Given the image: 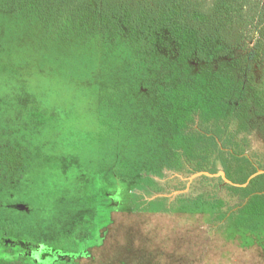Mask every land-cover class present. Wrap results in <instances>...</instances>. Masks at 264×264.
<instances>
[{"label": "trees", "instance_id": "obj_1", "mask_svg": "<svg viewBox=\"0 0 264 264\" xmlns=\"http://www.w3.org/2000/svg\"><path fill=\"white\" fill-rule=\"evenodd\" d=\"M23 33L35 46L22 43L19 58L5 41ZM1 41L0 202L33 165L59 154L96 172L109 163L136 179L137 198L152 196L166 171H224L231 183L201 174L192 194L139 199L137 209L202 215L227 239L264 252V173L241 185L264 170V0H0ZM56 51L74 58L62 62ZM30 53L35 77L79 85L71 107L83 115L71 129L52 104L33 100L37 80L19 84ZM256 135L263 148L253 147Z\"/></svg>", "mask_w": 264, "mask_h": 264}, {"label": "rangeland", "instance_id": "obj_2", "mask_svg": "<svg viewBox=\"0 0 264 264\" xmlns=\"http://www.w3.org/2000/svg\"><path fill=\"white\" fill-rule=\"evenodd\" d=\"M1 23L4 27L5 23ZM16 30L19 32L18 28ZM10 38L6 39L5 45L11 43L15 46L14 52L19 54L15 57L20 58L18 50L22 43L32 49L35 46V38L31 33L17 35L15 44ZM61 49L66 51L64 47ZM30 55L26 71L16 72L19 84L25 86L26 83L37 80L30 89L33 100L52 104L56 110L55 117H62L63 126L71 129V118L83 115L81 106L75 107L78 111L71 107V93H76L74 86L79 85L74 84V81H53L52 74L47 73L35 77L40 68L35 65L36 55ZM57 55L62 62L74 58L73 53H69L65 59L59 51L55 52V56ZM125 59L126 57L115 63L112 72L123 70L127 64ZM113 62L114 59L107 63L108 69H111ZM47 67L42 71L56 70L59 63L53 65L54 68ZM86 84L94 83L90 81ZM66 87L71 88L70 91ZM93 130L96 131L94 128ZM83 134V129H80L79 135ZM253 147L263 148L260 135L253 137ZM47 161L33 165L26 177L12 183L1 197L0 221L12 220L22 224L24 228L31 226V231L35 230V239L22 242V248L29 250L35 246V242L43 243L50 239V235H62L60 232L65 230L64 225L69 223L71 226L74 218L77 219L75 212L80 202L79 196L90 195L98 196L95 206L97 213L107 208L106 199H109V210L115 211L111 214L112 223L109 224L103 244L91 248L86 257L77 258L75 264H264L262 249L257 246L242 247L236 239H227L226 234L214 231L202 215L179 211L137 210L139 199L149 200L162 195L171 200L180 193L192 194L193 188L190 187L195 177L178 176L166 171L162 177H154L152 188L156 192L152 196L137 198L134 194L140 191H135L139 187L136 179L118 177L109 168V163H98L101 171L96 172V169L90 170L88 161L79 157L68 160L64 154H59L57 158ZM141 180L144 181L143 177ZM161 190L166 191L158 193ZM75 227L74 225L72 228Z\"/></svg>", "mask_w": 264, "mask_h": 264}, {"label": "flooded vegetation", "instance_id": "obj_3", "mask_svg": "<svg viewBox=\"0 0 264 264\" xmlns=\"http://www.w3.org/2000/svg\"><path fill=\"white\" fill-rule=\"evenodd\" d=\"M79 199L74 223L71 226L66 223L65 230L60 232L62 235H50V239L43 243L35 242V246L29 250L22 248L21 243L35 239V230L32 232L31 226L24 228L19 222L1 220L0 264H75L76 259L86 257L91 248L101 246L108 233L109 224L112 223L111 214L115 210H109V199H106L105 211L98 213L95 210L98 196H79ZM74 225L75 229L72 228ZM37 253L40 255L37 256Z\"/></svg>", "mask_w": 264, "mask_h": 264}, {"label": "water", "instance_id": "obj_4", "mask_svg": "<svg viewBox=\"0 0 264 264\" xmlns=\"http://www.w3.org/2000/svg\"><path fill=\"white\" fill-rule=\"evenodd\" d=\"M261 173H264V170H262V169L257 170L255 173H253L252 175L249 176V178L247 179V181H246L245 183H243V184H241V185H242V186H246L247 183L249 182V180H250L251 178H253V177L256 176L257 174H261ZM201 174H204V175H207V176H212V175H214V176H218V175H220L226 183H231V182L225 177V173H224V171H219V172L216 173V174H209V173H207V172H198V173H195V174L191 175V177L194 178V177L199 176V175H201ZM236 185H238V184H236Z\"/></svg>", "mask_w": 264, "mask_h": 264}, {"label": "snow or ice", "instance_id": "obj_5", "mask_svg": "<svg viewBox=\"0 0 264 264\" xmlns=\"http://www.w3.org/2000/svg\"><path fill=\"white\" fill-rule=\"evenodd\" d=\"M36 255H37V256H39L40 254H39V253H37Z\"/></svg>", "mask_w": 264, "mask_h": 264}]
</instances>
